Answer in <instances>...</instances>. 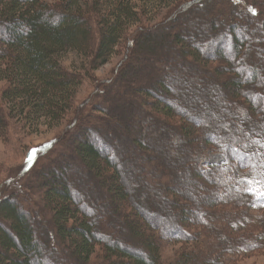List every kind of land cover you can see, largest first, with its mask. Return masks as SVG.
Segmentation results:
<instances>
[{"label":"trees","instance_id":"trees-1","mask_svg":"<svg viewBox=\"0 0 264 264\" xmlns=\"http://www.w3.org/2000/svg\"><path fill=\"white\" fill-rule=\"evenodd\" d=\"M195 1L185 5L195 10L201 6ZM226 1L230 3L226 12L232 17L209 4L215 17L210 16L203 25L208 37L202 41L192 27H177L183 23L179 17L166 14L159 22L142 20L144 10L135 9L130 0H113L109 5L105 1V6L99 0H0L1 139L7 141L11 130L23 132L28 124L32 127L43 118L59 123L72 114L74 123L58 141L62 154L73 143L68 155L57 160L59 168H39L31 174L39 189L30 196L48 214L56 242L51 246L48 238L37 235L34 216L19 202L20 192H11L0 198V264H56L59 256L53 262L46 258L54 246L65 252L66 264H93L95 256L97 264H164L170 246L175 249L170 264H233L241 257L264 253V105L260 100L264 87L257 88L259 83L264 86V62L259 59L264 44H252L253 34H264V4L262 0ZM158 2L171 11L182 0ZM234 3L245 7V15L237 16ZM248 16L257 23L250 18L244 22ZM133 23L125 60L110 79L97 84L88 102L79 101L77 90L84 75L67 70L59 62V54L76 51L87 59L90 70H97L110 60ZM151 67L156 69L153 74ZM174 69L177 76L186 73V78L200 79V84L168 76ZM117 89L121 97L136 91L140 99L120 101ZM214 93L222 102L239 99L243 109L248 106L240 130L234 118L229 129L221 127L227 125L225 121L217 123L219 120L208 115L213 112L215 116V104L219 105ZM102 101L118 108L108 113L115 123H105L107 108L97 106ZM142 108L151 116L145 113L135 120ZM85 114L100 128L103 124L109 128H98L103 134L92 132L91 137L89 131L96 132L93 127L97 126L87 122ZM100 116L106 120L102 122ZM132 116L134 121L125 126L132 128V134L126 129L113 132L121 120L129 122ZM146 119L150 120L142 124H148L140 126L138 122ZM202 129L208 134L195 144L190 139ZM178 132L187 143L180 141ZM106 135L111 138L109 146L103 144ZM168 139L176 146L169 150L175 162L167 160L166 154L157 156L155 168L161 165L167 173L161 178L154 174V179L164 182L144 179L143 183L146 189L151 186L150 191L165 192L163 198L173 199L161 209L151 199L138 200L128 193L122 180L125 174H139V164L146 168L148 158L137 162L124 155L123 171L116 159L134 147L160 154V148L169 147ZM208 150L222 154L225 161L200 167ZM179 162L183 171L193 169L194 176L205 184L200 188L202 196L193 194L186 204H179L184 208L172 226L164 218L179 199L176 179L181 171L172 169ZM230 168L236 175L229 176ZM182 177L184 180V173ZM84 178L92 180L88 200L100 205L106 199L109 222L102 224L90 216L89 201H81L84 195L72 189ZM112 222L119 224L114 228ZM122 227L128 241L123 239Z\"/></svg>","mask_w":264,"mask_h":264},{"label":"rangeland","instance_id":"rangeland-1","mask_svg":"<svg viewBox=\"0 0 264 264\" xmlns=\"http://www.w3.org/2000/svg\"><path fill=\"white\" fill-rule=\"evenodd\" d=\"M52 1V0H51ZM100 3L102 4V6H105V1L106 4L109 5L113 0H99ZM111 1V2H110ZM132 1V3H134L135 5V9H143L144 13H143V18L142 20L146 21V22H159L160 20H162V18L168 14L166 17L170 16V17H179V20H182L183 23L179 24L177 27L179 28H184L182 26H186L188 28H193L191 29V31H198V34L200 39L204 37H208L203 34L204 31H202V27L204 24L207 23V21L209 20L210 16H214L215 17V13L213 10V6L210 8L209 4L214 3L215 6L218 7L219 12L224 13L225 15H229L232 17V14H229L228 12H226L227 10V4H230L228 1L226 0H182V2H180L179 4H177L176 8H172L171 11L167 10V7L164 8V5L160 4L158 2V0H130ZM197 2L198 4L201 5L199 6L197 9L193 10V9H189L190 7H187L189 5H185L186 3L189 2ZM222 1V2H221ZM233 1V0H232ZM261 1V0H260ZM231 2V1H230ZM263 4H264V0H262ZM192 4V3H191ZM253 4V3H250ZM194 5V4H192ZM233 7L236 8L237 12V16L244 14L243 10L245 7H240L239 4L234 3ZM241 10V11H239ZM262 14L264 15V5L263 8L261 9ZM245 11V10H244ZM256 11L258 12V14L260 13L259 8L258 10L256 9ZM248 13V12H247ZM142 15V14H141ZM245 15V14H244ZM234 16V14H233ZM166 17H164V19H166ZM184 17V18H182ZM182 18V19H181ZM253 21L254 24L257 23V20H255V18L253 17L251 20V17H246V19L248 20H244L245 21ZM135 25L136 24H131L129 25V27L127 28L126 31V36L125 38H123L120 41V44L118 47H116L113 55L111 56L110 60L102 65L101 67H99L97 70H90L87 66V59L85 57H83L81 54H79L76 51L70 50V51H65L59 54L58 58H59V62L69 71H77L81 74L84 75L83 81L82 83L78 86V90H77V98L79 101L84 102L86 99L88 102V99L90 98V96L92 95V92L95 91V88L97 86V84L99 82H104L108 79H110V76L113 75V73L115 72V68L116 66L119 64V62L121 60H125L123 59V57H126V51L128 49V41L130 39V35L131 33L134 32L135 30ZM169 26V25H168ZM207 27V26H206ZM188 31V30H187ZM186 31V32H187ZM188 36L191 34L190 32L186 33ZM213 37V36H211ZM253 42L252 44H256L258 47H261L262 44H264V34L262 32H258L257 34H253ZM124 54V55H123ZM262 57L259 58L261 60V62H264V53L261 54ZM258 58V56H257ZM191 65V63H190ZM184 67H189V66H182V68ZM193 68H196L195 65L192 64ZM84 68V69H83ZM163 67H161V69H159L160 71H162ZM151 73L153 74L155 72V70H153V68L151 67ZM166 70V69H165ZM185 70H183L184 72ZM185 77L183 76V73L178 74V76L175 74V69L171 72H169L168 76L171 77H177L180 78V82L184 81V79H186L187 82L191 81L192 85H199L200 84V79H195V77L192 78H186V73H184ZM196 75V74H195ZM198 76V75H197ZM182 77V78H181ZM201 78V76H200ZM138 83V82H137ZM178 85V82L175 83V87ZM2 86V83L0 82V87ZM263 84L259 83L257 85V88H263ZM106 88V87H105ZM121 88V87H120ZM137 90V89H136ZM139 91V90H137ZM120 91L117 89L115 91V93L117 94V99L120 97V101L121 99H124V102H127V100L129 99H133V102H138V100L140 99V97H138V93L136 91H133V93H125L124 97L120 96ZM104 92V96H105ZM216 96H218L216 93H214ZM219 97V105L217 106L215 104V106L217 107V109H215V116L212 113H208V115L212 116L213 119L212 120H219V122L217 123H224V121L227 123V125L222 124L221 127L226 128L229 127V125H231L230 120L231 118H234V122L236 123V126L238 127V130H240L241 127V120L243 119V117H247L246 113H248V106H246V108H242V106H240V100L239 99H235L234 102H230L228 104L226 98L224 99V101L222 102V98L220 96ZM116 99V100H117ZM260 100L262 101L260 103H262L264 105V97H260ZM103 104H97L98 109H100V107L102 109L107 108V112L105 113V117H101V121L103 122V120H106L105 123H115V117L114 119L111 118L108 113L110 111H112L115 107L112 105V103H104L102 101ZM138 104V103H136ZM82 107V106H80ZM118 109V108H115ZM122 109V108H119ZM143 112L142 113H138L137 114V119H142L144 118L143 115H145V113L148 116H151V114L148 112V110H146V108H142ZM261 109L264 112V106L261 107ZM82 111V109L78 108V111ZM106 110V109H105ZM232 112V115H230V113ZM96 115V114H95ZM207 115V116H208ZM84 119L87 120V122H93L96 127H93L96 129V132L94 131H89V134L91 135V137H94L93 133L96 134H103V129L107 130L109 127L104 125L103 127H99L98 123L95 121V119L89 118L88 115H84ZM104 116V115H103ZM73 115L70 114L68 116V120L67 121H62L59 123H56L54 121H50L49 119H40L38 121V123L35 125L33 124L32 127L30 126V124L27 125L26 130L23 132H16L14 130H11L9 133V140L5 141L2 140L0 137V198H2L4 195H7L9 193H13L15 191H18L20 193L18 194V197L21 198L20 199V204L22 206V208L24 207L25 209L27 208L30 216L33 215L34 216V223L37 224L36 228L38 230L37 235L44 238V236L46 238H48V240L50 241V244H52L51 246L54 245V243L56 242V238L53 235V230H52V226L50 224V222L47 220L48 219V214L44 213V209L41 206L40 202H37V198L31 197L30 196V192L36 191L39 189L38 183H36V179H33L31 177L32 172L36 171L39 168L44 169L47 168L49 171L51 170H57L60 166V164L58 163L57 160L63 159L65 158L69 152V150L71 151V144L69 147L67 146L66 149H63V154L62 152L59 153L61 147H62V142L58 141L63 138L65 136L66 130L68 131L70 128H72L73 124L72 121H70L72 119ZM160 117H163L160 115ZM111 119V120H109ZM113 119V120H112ZM150 119H146L145 121H140L138 122L139 125H145L142 124L144 122H148ZM131 121H134V118L132 116V118H129V122H127V120L123 121L121 120V124L116 128L113 129L114 131L120 130L121 132H125V129L132 134V128H125V126L130 123ZM219 126H217L216 128H218ZM101 130H99V129ZM134 129V128H133ZM230 129V127H229ZM108 132V131H107ZM150 132H148L149 134ZM108 134V133H107ZM180 133L178 132V135ZM207 131L206 129H202V131H200V133H198L197 135H194L192 138L191 137V141L195 140V144H197L198 142H202L203 138L205 136H207ZM175 136V135H174ZM204 136V137H203ZM180 137V141L182 143H184V141L187 143V139H183L181 136V134L179 135ZM93 139V138H90ZM171 139V137H170ZM170 139H168L167 143L170 142ZM94 140V139H93ZM111 138L109 139V137L106 135L104 136L103 139V144L109 146ZM143 140V139H142ZM144 141V140H143ZM68 143L66 142V145ZM69 145V144H68ZM176 146L174 144H172L171 142L169 143V147L168 148H160L161 153L157 154L155 152L152 151H141L140 149L134 147V148H127V151L124 153L123 152V156H118L116 161L120 166V169L123 171V169H125L126 164L124 163L123 157L124 155L128 156L127 160L130 161V159L135 161H140L141 159H145L144 157H147L149 161H147V167L143 168L142 166H140L139 164V168L141 169L140 171H138L139 174L133 173V175L129 176L127 174H125V178L123 177L122 180L125 184V187L128 190V193H130L131 195H133L135 198H137L138 200H143L147 199V202H150L149 200L151 199L152 202H156L159 207L162 209L166 206V208L169 206L168 202L172 201L173 199L169 198V197H162V195L166 194L165 192H154V190L152 189L151 191L145 188V185L143 183L144 179L145 181L151 180L154 182L157 181H162L164 182V180H156L154 179L155 175H159L158 177L161 178V176H165V174L167 173L164 168L159 165L158 168H155L156 162L158 161L156 159L157 156L162 155L164 156L165 154L168 155L167 160H172L173 162H175L174 160L176 159L175 157L170 158L169 157V150H172V148H175ZM171 148V149H170ZM56 153V154H55ZM55 154V155H54ZM55 160H51V157H53ZM192 156L191 160H194V153L190 154ZM166 157V156H165ZM144 161V160H143ZM225 161V158L223 157L222 154H218L215 151L212 150H208L206 151V154L203 156L200 167L208 168L211 165H217V164H221ZM159 162V161H158ZM153 163V165H152ZM179 164H174L172 169L174 170L175 173H177L178 171H181V174L179 175L178 179H176L177 181V185L176 188L179 191V199H177L176 203H172V206H170L168 209L171 210L170 214H167L166 217L164 218L166 221L168 220L169 223L173 226L175 220H176V224L178 222L177 216L181 214L183 208H180V203H185L186 204V200L192 196L193 194H196L198 197L202 194H199L200 192V188L201 186H203V184H205L203 182L202 179H198L197 177L194 176V172L193 169L191 168H187V171H183V167L179 166ZM171 168V166H169ZM209 170V169H208ZM206 170V171H208ZM230 175H236V172L233 168H230ZM182 173H184L185 177L184 180L182 179ZM74 174L73 172H69V175ZM155 174V175H154ZM204 175V174H203ZM72 176V175H71ZM85 180L79 184L77 187L74 186V188L72 189H77V191L79 193H82L83 199H81V201L85 200V201H89L88 205L89 206V213L90 216H95L98 219V222L101 221L102 224L106 223L107 221L109 222V213L107 212V208L105 205L106 199L104 201H101L103 204L99 205V202H97L96 200H92L91 198L88 200V195H86L87 193V188H93L92 186V180L90 178H84ZM28 184H30L28 187ZM211 186V185H210ZM105 189H103L104 191ZM95 191H92V193H94ZM28 196V198L26 199V197ZM144 197V199H143ZM105 198V196L103 197ZM170 199V200H168ZM165 211V210H164ZM175 215V217H174ZM175 219V220H174ZM112 220H110L111 222ZM119 223H114L112 222V225L114 228L117 227ZM122 235L124 236L123 239L124 241H128V236L126 233V229H124V227H122ZM110 238H112V236H110ZM58 246V245H57ZM97 251L99 252V249L97 248ZM175 253V249L172 248L170 246V250L168 252V259H165L164 264H170L172 259H173V254ZM57 255L59 257L63 256V262L58 259L55 261L54 260V256ZM65 252L63 250L58 249L56 246L53 247V251L50 252L49 254H47L46 258L49 261L54 260V262H56V264H64L65 261L67 262L68 259H66L67 257L64 256ZM170 255V256H169ZM93 264L96 263L98 259L95 258L93 259ZM66 264V263H65ZM199 264H203V263H199ZM205 264V263H204ZM233 264H264V253H258V254H252V255H248L246 257H241L239 259H237L236 261H234Z\"/></svg>","mask_w":264,"mask_h":264}]
</instances>
